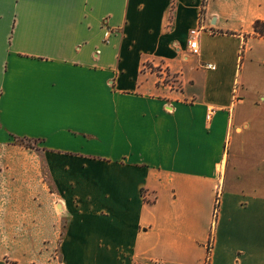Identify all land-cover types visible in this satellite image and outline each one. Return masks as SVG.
Here are the masks:
<instances>
[{
	"label": "crops",
	"instance_id": "obj_1",
	"mask_svg": "<svg viewBox=\"0 0 264 264\" xmlns=\"http://www.w3.org/2000/svg\"><path fill=\"white\" fill-rule=\"evenodd\" d=\"M202 2L0 0V264H264V0Z\"/></svg>",
	"mask_w": 264,
	"mask_h": 264
},
{
	"label": "built area",
	"instance_id": "obj_2",
	"mask_svg": "<svg viewBox=\"0 0 264 264\" xmlns=\"http://www.w3.org/2000/svg\"><path fill=\"white\" fill-rule=\"evenodd\" d=\"M200 29H203V27L193 28V29L189 30V37L187 40V46H188V52L192 55H198L199 54V46H198V42L196 39V35L198 34ZM110 33H111L110 30L106 28L104 31L105 40L107 39V37ZM205 68L214 69L215 66L213 64L208 63V64H205ZM210 113L211 112L208 113L207 117H209ZM214 213H215V209H214ZM210 246H211V244L209 241L207 244V248H206V255H205L201 264H210Z\"/></svg>",
	"mask_w": 264,
	"mask_h": 264
},
{
	"label": "trees",
	"instance_id": "obj_3",
	"mask_svg": "<svg viewBox=\"0 0 264 264\" xmlns=\"http://www.w3.org/2000/svg\"><path fill=\"white\" fill-rule=\"evenodd\" d=\"M203 3H204V0H203L202 4ZM253 30L257 36L264 37V21L259 20V19L255 20L253 22ZM26 141H29V140L18 139V138L13 139V143L19 144L25 148H32V146H30V144L27 143Z\"/></svg>",
	"mask_w": 264,
	"mask_h": 264
},
{
	"label": "rangeland",
	"instance_id": "obj_4",
	"mask_svg": "<svg viewBox=\"0 0 264 264\" xmlns=\"http://www.w3.org/2000/svg\"><path fill=\"white\" fill-rule=\"evenodd\" d=\"M193 73L195 74V69H194V72ZM197 74H199V73H197ZM195 77H198V76L196 75ZM163 81L166 82V83H168V84H171V85H173V86H175L177 88L180 85L175 74L174 75L173 74H164ZM20 139H23V138H20ZM26 142L29 143L30 146H32V148L35 147V144L32 142V140H29V141H26ZM52 209H53V212L55 214H58L59 213V208L57 206H54ZM62 224L63 225L65 224V218L62 219L61 225Z\"/></svg>",
	"mask_w": 264,
	"mask_h": 264
}]
</instances>
